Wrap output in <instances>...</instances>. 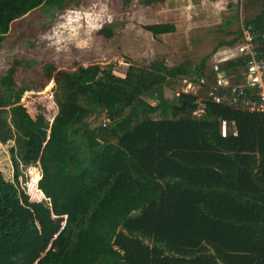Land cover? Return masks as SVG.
Returning a JSON list of instances; mask_svg holds the SVG:
<instances>
[{"label": "trees", "instance_id": "obj_1", "mask_svg": "<svg viewBox=\"0 0 264 264\" xmlns=\"http://www.w3.org/2000/svg\"><path fill=\"white\" fill-rule=\"evenodd\" d=\"M68 2L0 0V48L14 20ZM242 27L262 50L264 0ZM146 29L176 30L171 22ZM102 33L112 36L111 24ZM237 34L241 43L242 28ZM249 58L228 59L217 72L240 79L235 72ZM205 60H154L153 74L129 65L123 76L112 65L56 72L46 65L57 106L47 138L14 106L29 90L16 88L15 67L0 75V144L14 143L13 181L0 180V264H20L13 258L39 240L50 245L27 264H264V113L215 102L208 89L201 99L199 92L164 95L174 79L197 82ZM99 112L108 122L91 125L87 118ZM36 165L42 201L29 200L18 182L22 167Z\"/></svg>", "mask_w": 264, "mask_h": 264}, {"label": "rangeland", "instance_id": "obj_2", "mask_svg": "<svg viewBox=\"0 0 264 264\" xmlns=\"http://www.w3.org/2000/svg\"><path fill=\"white\" fill-rule=\"evenodd\" d=\"M261 2L165 0L144 5L139 0H69L66 8L52 13L43 7L36 8L10 24L0 48V75L15 67L16 88L28 86L29 90L20 95L14 106L24 109L45 138L57 111L53 98L55 83L44 71L49 64L54 65V72L82 71L93 64L103 68L112 65L113 72L123 76L129 65L148 74V64L154 60L167 65L183 62L193 66L205 57L200 68L203 85H198L199 90L194 92H199L201 99L217 80L226 81L225 75L218 76L215 67L220 68L224 61L240 56L237 33L244 20L258 12ZM163 22L173 23L176 30L153 35L146 29V26ZM109 24L113 31L110 37L102 33V28ZM231 39L236 40L232 45L216 48L220 41ZM187 86V81L174 79L173 85L164 87V95L173 99L179 92H185ZM147 100L155 103L153 99ZM87 120L93 126L108 122L103 112ZM13 144L12 140L0 144V180L13 181L9 151ZM40 174L38 165L21 168L18 182L31 201L45 200L37 188ZM49 245L39 240L13 260L27 264L32 259L34 263Z\"/></svg>", "mask_w": 264, "mask_h": 264}, {"label": "built area", "instance_id": "obj_3", "mask_svg": "<svg viewBox=\"0 0 264 264\" xmlns=\"http://www.w3.org/2000/svg\"><path fill=\"white\" fill-rule=\"evenodd\" d=\"M254 40L255 37L250 30L242 27V40L237 51L240 52V55H249L250 58L240 72V79H236V76L232 75L230 78L226 77V81L217 80L213 86L209 87L207 94L215 102H222L251 112L264 113V32L260 37L262 50L257 49L256 45L258 46V44ZM217 69L216 66V72ZM201 81L202 79L197 80V82H187L188 89L185 92L194 94L199 89L196 87L203 83ZM220 87H230L231 93L219 94L218 89ZM236 89L239 91L235 92ZM241 95L242 98L239 101ZM221 134H226L225 121L221 122Z\"/></svg>", "mask_w": 264, "mask_h": 264}, {"label": "water", "instance_id": "obj_4", "mask_svg": "<svg viewBox=\"0 0 264 264\" xmlns=\"http://www.w3.org/2000/svg\"><path fill=\"white\" fill-rule=\"evenodd\" d=\"M224 75H225V73H224L223 71H220V72L218 73V76H219V77H223ZM189 105H190L191 107H194V108L197 107V103H189Z\"/></svg>", "mask_w": 264, "mask_h": 264}]
</instances>
